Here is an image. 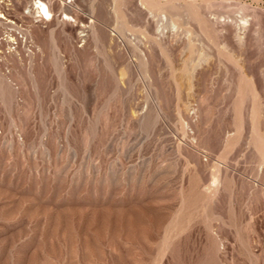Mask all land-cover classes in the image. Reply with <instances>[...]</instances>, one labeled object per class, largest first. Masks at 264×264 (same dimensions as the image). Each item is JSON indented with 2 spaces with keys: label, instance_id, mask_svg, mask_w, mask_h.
I'll return each mask as SVG.
<instances>
[{
  "label": "rangeland",
  "instance_id": "rangeland-1",
  "mask_svg": "<svg viewBox=\"0 0 264 264\" xmlns=\"http://www.w3.org/2000/svg\"><path fill=\"white\" fill-rule=\"evenodd\" d=\"M36 1L0 0V264H264V0Z\"/></svg>",
  "mask_w": 264,
  "mask_h": 264
},
{
  "label": "built area",
  "instance_id": "built-area-1",
  "mask_svg": "<svg viewBox=\"0 0 264 264\" xmlns=\"http://www.w3.org/2000/svg\"><path fill=\"white\" fill-rule=\"evenodd\" d=\"M0 23L7 25L10 28H16L17 23L12 19L1 7H0ZM7 42V52H13L18 47L19 43L22 41V35L19 34L18 30L13 33L12 36L4 38Z\"/></svg>",
  "mask_w": 264,
  "mask_h": 264
},
{
  "label": "bare ground",
  "instance_id": "bare-ground-1",
  "mask_svg": "<svg viewBox=\"0 0 264 264\" xmlns=\"http://www.w3.org/2000/svg\"><path fill=\"white\" fill-rule=\"evenodd\" d=\"M37 4V11L45 14L47 17H49L51 15L50 9L48 8V5L46 2L42 1V0H37L36 1Z\"/></svg>",
  "mask_w": 264,
  "mask_h": 264
}]
</instances>
